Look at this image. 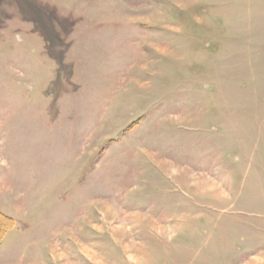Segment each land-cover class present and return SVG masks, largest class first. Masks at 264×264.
<instances>
[{"label": "rangeland", "instance_id": "obj_1", "mask_svg": "<svg viewBox=\"0 0 264 264\" xmlns=\"http://www.w3.org/2000/svg\"><path fill=\"white\" fill-rule=\"evenodd\" d=\"M0 264H264V0H0Z\"/></svg>", "mask_w": 264, "mask_h": 264}, {"label": "trees", "instance_id": "obj_2", "mask_svg": "<svg viewBox=\"0 0 264 264\" xmlns=\"http://www.w3.org/2000/svg\"><path fill=\"white\" fill-rule=\"evenodd\" d=\"M13 225V219L10 216L0 212V241L6 232L13 227Z\"/></svg>", "mask_w": 264, "mask_h": 264}]
</instances>
